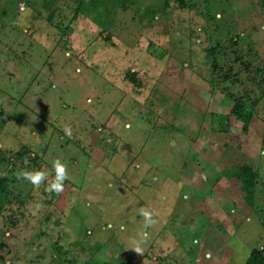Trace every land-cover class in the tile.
Instances as JSON below:
<instances>
[{
	"label": "rangeland",
	"instance_id": "obj_1",
	"mask_svg": "<svg viewBox=\"0 0 264 264\" xmlns=\"http://www.w3.org/2000/svg\"><path fill=\"white\" fill-rule=\"evenodd\" d=\"M57 159L60 193L18 177L52 180ZM253 248L264 0H0V264H246Z\"/></svg>",
	"mask_w": 264,
	"mask_h": 264
},
{
	"label": "clouds",
	"instance_id": "obj_2",
	"mask_svg": "<svg viewBox=\"0 0 264 264\" xmlns=\"http://www.w3.org/2000/svg\"><path fill=\"white\" fill-rule=\"evenodd\" d=\"M65 135L71 136L72 131L70 127H65ZM53 167L55 169V177L52 180H48V173L43 169H23L18 173V177L29 181L34 187H39L43 182L47 181L45 185V190L48 192L60 193L64 190V182L67 179H70L69 173L67 172L66 164L60 160H54ZM145 219V224L153 223V214L148 209H142L140 211ZM137 252L141 250L139 248L135 249Z\"/></svg>",
	"mask_w": 264,
	"mask_h": 264
},
{
	"label": "trees",
	"instance_id": "obj_3",
	"mask_svg": "<svg viewBox=\"0 0 264 264\" xmlns=\"http://www.w3.org/2000/svg\"><path fill=\"white\" fill-rule=\"evenodd\" d=\"M233 112L237 117L243 118L245 124H247L248 119L244 117L241 105L236 104L233 108ZM236 173L240 179L242 188L246 191L247 198L251 202L256 193L258 173L247 164L238 167ZM246 264H264V250L253 248L247 256Z\"/></svg>",
	"mask_w": 264,
	"mask_h": 264
}]
</instances>
